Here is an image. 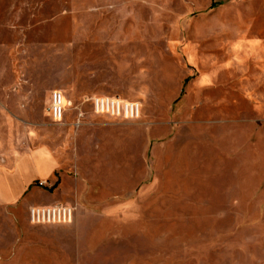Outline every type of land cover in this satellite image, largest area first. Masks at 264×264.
Returning <instances> with one entry per match:
<instances>
[{
  "label": "rangeland",
  "instance_id": "rangeland-1",
  "mask_svg": "<svg viewBox=\"0 0 264 264\" xmlns=\"http://www.w3.org/2000/svg\"><path fill=\"white\" fill-rule=\"evenodd\" d=\"M38 147L62 181L0 205V264H264V0H0V164Z\"/></svg>",
  "mask_w": 264,
  "mask_h": 264
},
{
  "label": "built area",
  "instance_id": "built-area-1",
  "mask_svg": "<svg viewBox=\"0 0 264 264\" xmlns=\"http://www.w3.org/2000/svg\"><path fill=\"white\" fill-rule=\"evenodd\" d=\"M82 103H91L93 113L109 115L123 119H138L141 114V104L136 100H127L114 95H93L83 98ZM66 110V99L61 90L50 92L49 103L44 111L52 121L63 122ZM82 112L77 113L76 125L80 123ZM40 185L52 187L47 180H39ZM75 206L70 204L52 203L46 205H31L28 208V218L31 224H64L70 223L75 215Z\"/></svg>",
  "mask_w": 264,
  "mask_h": 264
},
{
  "label": "crops",
  "instance_id": "crops-1",
  "mask_svg": "<svg viewBox=\"0 0 264 264\" xmlns=\"http://www.w3.org/2000/svg\"><path fill=\"white\" fill-rule=\"evenodd\" d=\"M46 117L51 120L47 115ZM36 180H52L57 187L61 184L59 163L47 148L38 147L6 158L0 164V205L14 206L19 203ZM42 225L43 230L54 228L51 224ZM16 258L13 254L8 264H15Z\"/></svg>",
  "mask_w": 264,
  "mask_h": 264
},
{
  "label": "bare ground",
  "instance_id": "bare-ground-1",
  "mask_svg": "<svg viewBox=\"0 0 264 264\" xmlns=\"http://www.w3.org/2000/svg\"><path fill=\"white\" fill-rule=\"evenodd\" d=\"M67 104V103H66Z\"/></svg>",
  "mask_w": 264,
  "mask_h": 264
}]
</instances>
